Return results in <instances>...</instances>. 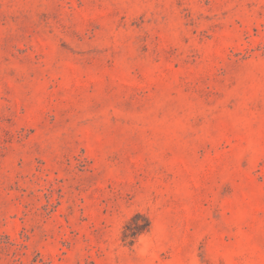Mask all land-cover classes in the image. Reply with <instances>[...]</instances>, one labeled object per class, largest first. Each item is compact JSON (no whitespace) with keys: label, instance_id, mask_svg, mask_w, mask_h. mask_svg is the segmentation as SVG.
Returning a JSON list of instances; mask_svg holds the SVG:
<instances>
[{"label":"rangeland","instance_id":"374dc122","mask_svg":"<svg viewBox=\"0 0 264 264\" xmlns=\"http://www.w3.org/2000/svg\"><path fill=\"white\" fill-rule=\"evenodd\" d=\"M0 264H264V0H0Z\"/></svg>","mask_w":264,"mask_h":264}]
</instances>
